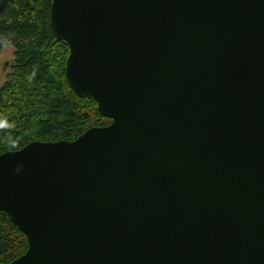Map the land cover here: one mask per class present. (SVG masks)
<instances>
[{
  "label": "water",
  "instance_id": "water-1",
  "mask_svg": "<svg viewBox=\"0 0 264 264\" xmlns=\"http://www.w3.org/2000/svg\"><path fill=\"white\" fill-rule=\"evenodd\" d=\"M66 79L112 122L0 153L10 264H264V0H52Z\"/></svg>",
  "mask_w": 264,
  "mask_h": 264
},
{
  "label": "trees",
  "instance_id": "trees-1",
  "mask_svg": "<svg viewBox=\"0 0 264 264\" xmlns=\"http://www.w3.org/2000/svg\"><path fill=\"white\" fill-rule=\"evenodd\" d=\"M52 0H0V51L15 48L12 72L0 88V153L33 140H75L111 119L97 101L78 96L66 79L70 47L50 24ZM26 235L0 210V264H10L28 249Z\"/></svg>",
  "mask_w": 264,
  "mask_h": 264
},
{
  "label": "rangeland",
  "instance_id": "rangeland-1",
  "mask_svg": "<svg viewBox=\"0 0 264 264\" xmlns=\"http://www.w3.org/2000/svg\"><path fill=\"white\" fill-rule=\"evenodd\" d=\"M15 59V48L7 46L0 51V88L7 80L8 74L12 72V64Z\"/></svg>",
  "mask_w": 264,
  "mask_h": 264
}]
</instances>
